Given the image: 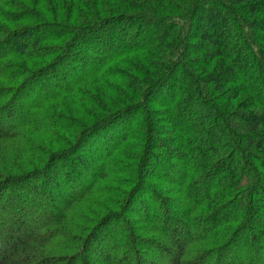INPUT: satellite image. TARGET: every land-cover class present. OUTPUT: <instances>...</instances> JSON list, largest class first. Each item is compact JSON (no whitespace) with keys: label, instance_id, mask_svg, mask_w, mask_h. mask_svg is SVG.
I'll return each instance as SVG.
<instances>
[{"label":"trees","instance_id":"obj_1","mask_svg":"<svg viewBox=\"0 0 264 264\" xmlns=\"http://www.w3.org/2000/svg\"><path fill=\"white\" fill-rule=\"evenodd\" d=\"M148 253L264 264V0H0V264Z\"/></svg>","mask_w":264,"mask_h":264},{"label":"rangeland","instance_id":"obj_2","mask_svg":"<svg viewBox=\"0 0 264 264\" xmlns=\"http://www.w3.org/2000/svg\"><path fill=\"white\" fill-rule=\"evenodd\" d=\"M21 2H23V0H20ZM131 25H130V29L131 30H136V27H138L137 25V23H135V22H131L130 23ZM193 33H195V34H197V32L195 31V32H193ZM133 35H129V38L130 37H132ZM139 38H141V36L139 37ZM123 49V48H122ZM87 71H90V69L88 70V69H86V72ZM101 80V81H103L104 83H112V82H109V80H107V79H105L103 76L102 77H98L97 78V81L98 80ZM91 81V80H90ZM102 83V82H101ZM97 87V89H98V87H99V85L98 86H96ZM83 89V88H82ZM80 91H82V90H80ZM77 99L75 98L72 102H70V103H68V106H69V108H68V110H67V112L68 113H71L70 115L71 116H74V115H79V113L81 112V109L79 110V108H78V106H77V101H76ZM72 103V104H71ZM84 103V105H85V107H88V104H86V102H83ZM54 103H52V105H53ZM72 113H73V115H72ZM69 115V116H70ZM139 124V122H137V125ZM28 131V130H27ZM28 132H30V131H28ZM56 132V134L57 135H60L59 134V132H57V131H55ZM37 134H33V133H31V136L33 137V138H37V136H36ZM40 136V137H39ZM38 136V138H43V139H45V142H49V141H51V139L47 136V135H42L41 136V134ZM32 140V139H31ZM45 142L42 140V143L45 145ZM66 147H64V148H62V149H65ZM158 148V147H157ZM160 149V148H159ZM154 154L156 155V156H158V157H160V158H163L164 160H166V159H168L169 157H168V155L167 154H164L163 153V149H162V151L160 150V151H154ZM168 161V160H167ZM171 161H174L173 159L171 160ZM173 164V163H172ZM146 169V171H148V172H151L150 173V175L152 176V177H154V178H156V175H157V172H156V170H153L154 169V165H153V163H148V166L145 168ZM175 210V209H174ZM181 210H182V208H181ZM176 211V213H178V215H177V217H179V218H181L182 217V215H181V213L180 212H178V210L176 209L175 210ZM126 217L131 221V223H133L134 222V224L136 223V221L138 222V220L135 218V216H133V215H128V214H126ZM150 226H153L152 225V223L151 224H149ZM136 226H138V227H142V224H140L139 222H138V224H136ZM154 228V227H153ZM148 237H150V238H152V237H154L153 239H155L156 241H158L159 243H161L164 247H167L168 246V244L166 243V241L164 240V239H162V238H157V237H155V236H152V235H148ZM146 257H147V260H149V261H151V262H153V263H156V264H164L163 262H162V260H161V258H158V257H156V255L155 254H152V253H148L147 255H146Z\"/></svg>","mask_w":264,"mask_h":264}]
</instances>
